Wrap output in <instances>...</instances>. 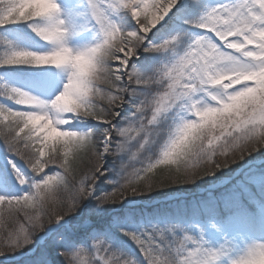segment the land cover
Masks as SVG:
<instances>
[{"label": "snow or ice", "instance_id": "6c2138e0", "mask_svg": "<svg viewBox=\"0 0 264 264\" xmlns=\"http://www.w3.org/2000/svg\"><path fill=\"white\" fill-rule=\"evenodd\" d=\"M205 189L173 211L140 200ZM264 264V0H0V264Z\"/></svg>", "mask_w": 264, "mask_h": 264}, {"label": "trees", "instance_id": "16d2710c", "mask_svg": "<svg viewBox=\"0 0 264 264\" xmlns=\"http://www.w3.org/2000/svg\"><path fill=\"white\" fill-rule=\"evenodd\" d=\"M200 189H187L185 191H181L183 193H186V194H191V193H196L198 192ZM181 192H177V193H181ZM167 196L169 195H161L157 198H153V199H141V201L143 202H152L153 200H156V199H164L166 198ZM178 201L174 202V203H170V204H161V205H158V206H154L152 208H145V207H142V206H139V207H136L137 210H142L144 212H149V211H155V210H159V211H173L175 210V207H176V204H177ZM14 255V254H13ZM16 256V255H14ZM28 259L29 258H26L24 260H22L21 262H15V263H10V264H27L28 262Z\"/></svg>", "mask_w": 264, "mask_h": 264}, {"label": "water", "instance_id": "95a60500", "mask_svg": "<svg viewBox=\"0 0 264 264\" xmlns=\"http://www.w3.org/2000/svg\"><path fill=\"white\" fill-rule=\"evenodd\" d=\"M182 198H187V197L184 196ZM162 202H166V201H162ZM159 203H160V201H155L152 204H143L142 203V204H138V205H143L144 207H152V206L158 205ZM22 258H24V257H20L19 259H22ZM12 261H15V260H12Z\"/></svg>", "mask_w": 264, "mask_h": 264}, {"label": "rangeland", "instance_id": "374dc122", "mask_svg": "<svg viewBox=\"0 0 264 264\" xmlns=\"http://www.w3.org/2000/svg\"><path fill=\"white\" fill-rule=\"evenodd\" d=\"M199 192H202V194L205 192V189H200L199 190ZM183 195H186V196H188L186 193H183V192H181V193H176V195H174V196H183ZM169 196H172V195H169ZM199 196H201V195H199ZM198 195H196V197H193V198H191V199H195V198H197V197H199ZM141 201V200H140Z\"/></svg>", "mask_w": 264, "mask_h": 264}]
</instances>
